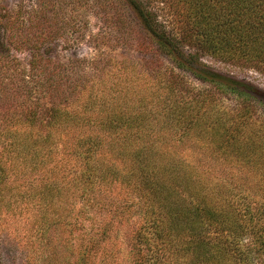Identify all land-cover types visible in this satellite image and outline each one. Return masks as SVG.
<instances>
[{
	"label": "trees",
	"instance_id": "obj_1",
	"mask_svg": "<svg viewBox=\"0 0 264 264\" xmlns=\"http://www.w3.org/2000/svg\"><path fill=\"white\" fill-rule=\"evenodd\" d=\"M40 3L0 20V213L42 235L99 219L93 264L135 213L136 264H264V92L204 61L264 75V0ZM90 16L96 46L143 61L56 62L47 45Z\"/></svg>",
	"mask_w": 264,
	"mask_h": 264
},
{
	"label": "rangeland",
	"instance_id": "obj_2",
	"mask_svg": "<svg viewBox=\"0 0 264 264\" xmlns=\"http://www.w3.org/2000/svg\"><path fill=\"white\" fill-rule=\"evenodd\" d=\"M40 1L0 0L2 28H9L10 32L13 31L11 26L7 27L5 25V20H9L11 23L16 22L17 25H20L19 23L24 20L25 16L26 18L29 17L25 12L30 11L32 8L34 9V6L41 5ZM69 17L72 18V14ZM89 19L90 27H84L79 32H74L71 28L66 29L61 36L47 45L46 52L56 62L64 63L76 59L95 58L101 55H109L120 60L143 61L145 54L138 51L134 46H96L89 38L91 34L102 32V23L97 17L90 16ZM81 20H84V16L80 18ZM16 56L24 64L30 58L29 53L26 51H17ZM204 61L218 71L250 81L264 92V75L259 71L244 65L226 64L210 58H205ZM223 104L233 107L235 102L231 99H225ZM260 114L264 116V109L260 110ZM187 153L191 152L187 151ZM79 206L80 204L76 206L74 215H78ZM139 220V214L135 213L131 218L129 216V219L122 224L124 226H121L119 231L117 229L116 233H114L113 241L116 242V259L113 263L111 260L102 261L98 259L94 264H136L137 260L133 252L135 251L134 238ZM84 224L52 226L47 228L45 234L42 235L41 232L37 231V228L32 229L31 222L26 219L25 213L16 215L11 211H7L4 214L0 213V232L2 235L0 236V241L3 242V244L1 243L3 245L2 262L4 264H78L79 261L86 260V264H93L88 260L87 250L91 240V233L101 223L99 219L94 218ZM116 234H118L117 237Z\"/></svg>",
	"mask_w": 264,
	"mask_h": 264
}]
</instances>
